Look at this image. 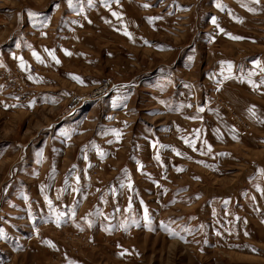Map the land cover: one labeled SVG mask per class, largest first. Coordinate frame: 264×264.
<instances>
[{
    "label": "rangeland",
    "instance_id": "1",
    "mask_svg": "<svg viewBox=\"0 0 264 264\" xmlns=\"http://www.w3.org/2000/svg\"><path fill=\"white\" fill-rule=\"evenodd\" d=\"M0 264H264V0H0Z\"/></svg>",
    "mask_w": 264,
    "mask_h": 264
},
{
    "label": "snow or ice",
    "instance_id": "2",
    "mask_svg": "<svg viewBox=\"0 0 264 264\" xmlns=\"http://www.w3.org/2000/svg\"><path fill=\"white\" fill-rule=\"evenodd\" d=\"M114 15H115V13H114ZM213 22H215V21H213ZM126 35H128V33H125ZM234 39H240V37H233ZM69 55H70V53H69ZM58 62V61H57ZM75 79H79L78 77H74ZM49 204H51V201H49Z\"/></svg>",
    "mask_w": 264,
    "mask_h": 264
},
{
    "label": "bare ground",
    "instance_id": "3",
    "mask_svg": "<svg viewBox=\"0 0 264 264\" xmlns=\"http://www.w3.org/2000/svg\"><path fill=\"white\" fill-rule=\"evenodd\" d=\"M103 93V90H98V92H96V93H94V97L95 96H98V95H100V94H102ZM100 97V96H99Z\"/></svg>",
    "mask_w": 264,
    "mask_h": 264
},
{
    "label": "crops",
    "instance_id": "4",
    "mask_svg": "<svg viewBox=\"0 0 264 264\" xmlns=\"http://www.w3.org/2000/svg\"><path fill=\"white\" fill-rule=\"evenodd\" d=\"M72 16H73V15H71V17H72ZM71 17H70V18H71ZM59 57H61V59L63 58L62 56H59Z\"/></svg>",
    "mask_w": 264,
    "mask_h": 264
}]
</instances>
